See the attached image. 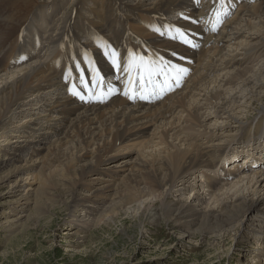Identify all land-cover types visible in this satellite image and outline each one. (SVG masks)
Segmentation results:
<instances>
[{
    "label": "bare ground",
    "instance_id": "bare-ground-1",
    "mask_svg": "<svg viewBox=\"0 0 264 264\" xmlns=\"http://www.w3.org/2000/svg\"><path fill=\"white\" fill-rule=\"evenodd\" d=\"M239 1L213 0L220 11L238 9L191 53L184 88L138 104L131 102L138 85L129 62L181 50L155 21L168 26L178 15L210 9L211 1L195 11L184 0H0L2 208L12 195L10 211L33 205L37 214L49 212L43 201L62 190L67 197L59 193L56 202L80 209L74 229L112 221L125 209H143L150 222L165 219L189 236L252 226L251 262L264 264V126L240 131L233 143L252 144L242 156L229 141L213 144L216 128L240 124L264 94V60L256 62L264 59V0ZM33 216L17 213L6 223L13 228Z\"/></svg>",
    "mask_w": 264,
    "mask_h": 264
},
{
    "label": "rangeland",
    "instance_id": "rangeland-1",
    "mask_svg": "<svg viewBox=\"0 0 264 264\" xmlns=\"http://www.w3.org/2000/svg\"><path fill=\"white\" fill-rule=\"evenodd\" d=\"M215 64L223 65V61L218 60ZM217 65L216 69H219ZM259 98L253 103L256 111L240 124L216 128L213 144L238 141L240 131L245 127L251 130L257 122L264 126V114L260 112L264 108V94ZM207 114H203L207 120L213 117ZM54 179L58 180L57 177ZM55 191H50L54 196L51 201H43L50 206L49 212L37 214L33 205L27 206L17 213L25 218L34 216L29 220L24 218L22 223H14L13 228L6 223L17 214L7 209L13 196L5 199L3 208L0 205V264H256L251 262L257 245L252 237L254 230H258L256 227H245L220 236L200 232L189 236L165 219L150 222L148 214H143L140 208L139 211L125 209V213L114 220L100 222L97 226L74 229L80 209H74L68 201L66 205L56 202L57 194L64 193L65 197L67 194L62 190Z\"/></svg>",
    "mask_w": 264,
    "mask_h": 264
},
{
    "label": "snow or ice",
    "instance_id": "snow-or-ice-1",
    "mask_svg": "<svg viewBox=\"0 0 264 264\" xmlns=\"http://www.w3.org/2000/svg\"><path fill=\"white\" fill-rule=\"evenodd\" d=\"M182 35V34H181ZM113 56V64L115 67H119V63L118 61L115 59V57L117 56V53L113 52L112 53ZM135 67L138 70L144 71V72H149L151 73V67L148 64V62L144 61L143 57H139L138 60L137 59H133L132 61L129 62V68H133ZM73 95H79L76 92H73ZM82 98V97H81Z\"/></svg>",
    "mask_w": 264,
    "mask_h": 264
}]
</instances>
